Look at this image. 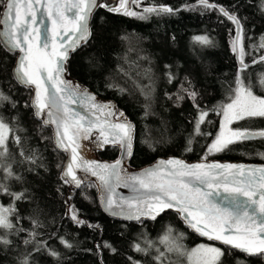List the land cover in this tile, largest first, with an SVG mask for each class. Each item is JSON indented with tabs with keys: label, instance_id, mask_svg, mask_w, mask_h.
Returning a JSON list of instances; mask_svg holds the SVG:
<instances>
[{
	"label": "trees",
	"instance_id": "1",
	"mask_svg": "<svg viewBox=\"0 0 264 264\" xmlns=\"http://www.w3.org/2000/svg\"><path fill=\"white\" fill-rule=\"evenodd\" d=\"M210 2L236 15L243 26L242 40L237 45L238 50L242 45L245 53L243 63L247 67L243 71L239 66L241 57L233 51L237 25L218 10L192 8L197 0H141L138 6L131 4L130 10L136 12L152 4L179 10L175 14H152L145 20L98 8L92 16L88 42L71 53L69 75L100 97L114 100L119 112L133 122L134 149L128 163L132 168L174 155L191 160L264 162V138L239 141L224 151L208 152L223 121L214 109L228 102L238 75L254 95L264 97L261 0ZM1 9L2 5L0 12ZM198 35L207 36L211 44L196 43L193 38ZM14 57L0 44V91L9 97L0 102V118L20 137L17 144L12 133L8 135L7 153L0 157V164L10 165L14 175L8 177L0 168V184L11 192H23L24 198L13 200L0 192V204L15 208L9 217L14 228H0V237L10 241L0 243V264H21L25 258L28 264H188L185 256L168 251L160 243L169 227L176 243L184 249L191 250L202 243L219 247L224 254L218 264H264V255H247L199 238L177 213L167 212L152 221L114 219L101 209L93 182L84 183L71 194L61 179L65 155L52 142V130L35 118L30 89L14 80ZM185 89L196 93L195 100ZM200 110L208 115L200 125L202 134L196 135ZM232 126L264 129V118L234 121ZM100 153L108 160L118 154L115 146ZM29 157H34L35 163ZM70 206L78 211L84 224L71 219ZM61 238L72 247H65ZM149 241L153 242L151 246ZM105 242L116 251L104 247ZM137 243L148 249L146 254L134 250ZM52 250L58 256L51 255ZM160 252L165 255L157 260Z\"/></svg>",
	"mask_w": 264,
	"mask_h": 264
},
{
	"label": "snow or ice",
	"instance_id": "2",
	"mask_svg": "<svg viewBox=\"0 0 264 264\" xmlns=\"http://www.w3.org/2000/svg\"><path fill=\"white\" fill-rule=\"evenodd\" d=\"M131 2L138 6L141 0H131ZM118 3L119 7L107 4L106 0H0V5L4 9L0 24L5 26V30L0 35L5 37V42L11 49L19 50L22 53L13 70L14 76L18 82L26 86H35L36 95L33 106L36 108V115H46L47 119L44 123L55 125L57 146L66 151L67 146L64 138L68 137L70 127L75 129V135L87 137L89 128L92 126V121H87L88 127H85L75 120L73 115L69 114L70 111H73L68 107L70 103L75 102L77 98L80 100L90 99L92 107L98 111L108 109L107 115L114 116L116 114L113 105L96 101L95 97L87 93L85 89L62 78L69 53L75 51L81 42L87 43L92 34L89 21L93 12L97 8L103 7L113 13L145 20L152 14L159 16L175 14V11H179L166 5L152 4L142 8L140 12H136L126 7L129 0H118ZM196 6L206 10H218L237 25L233 51L241 57V71H243L247 65L243 63L245 53L242 45L237 50V45L242 40L243 31L239 18L229 13L227 9L211 3L210 0H197L196 5H193L192 8ZM261 8L264 9V0H261ZM37 13H40L42 27H48L45 19H51L53 24L62 30L59 33L61 40L59 48L55 45L49 47L50 37L46 36L42 40V46L33 49L30 37L34 32L40 34V27H32L37 22ZM69 33L72 35L69 36ZM65 36H68L67 40L64 39ZM193 39L198 44H211L205 35H198ZM260 47H264V37L261 38ZM42 49L49 50L45 52ZM260 60L264 61V56H261ZM261 83H264V80ZM235 84V88L232 89V93L228 97V102L214 109L223 116V123L219 133L208 147L209 153L224 151L229 145L239 141L264 138V129L228 127L234 121L264 118V97L254 95L251 87L246 85L244 79L239 75ZM185 91L195 100L196 93L194 91L188 92L187 89ZM178 99H183V97H178ZM7 100L9 97L0 91V102ZM74 115L79 116L80 114L74 113ZM119 115L123 117V113ZM207 115L206 111L200 110L194 128L196 135L202 134L200 125ZM80 119H85V117H80ZM10 133H12L15 142L19 144L20 137L13 133L3 118H0V157L7 153L6 142ZM134 133L135 126L125 118L119 123L111 124L112 139L109 141L106 137L104 142L119 145L123 150V155L130 157ZM68 140L71 142V137H68ZM188 150H191L190 147ZM28 159L35 163L34 157ZM76 159V149L72 148L71 159L62 173L61 179L66 184H74L79 187L84 179L77 177L73 171V163ZM83 164L85 172L91 171L93 176L98 177L99 187L103 192L102 203L111 215L139 221L141 216L156 219V216L166 209H175L178 214L182 215L188 226L199 235L205 236L209 240L220 241L224 245L231 246L248 255H264V167L218 163L188 165L182 160L170 159L160 161L157 167L139 174L122 175L121 173L124 172L122 160H117L112 164L83 161ZM161 166L173 167L165 170ZM0 168H4L8 177L14 175L10 165L4 167L3 164H0ZM213 170L219 171L214 172ZM121 184L130 187L137 195L114 200L112 196L115 194V188ZM206 188H222L223 192H209L205 190ZM0 192L11 196L13 200L24 198L23 192H11L4 184H0ZM224 193H227V196ZM217 196L226 201V204L218 203ZM141 203L144 205L143 208L139 207ZM14 212V205L10 204L5 207L0 204V228L6 230L14 228V224L9 219ZM69 212L74 222L85 223L78 218V211L74 207L70 206ZM88 226L99 227L98 225ZM172 231L173 229L169 227L167 233L160 239V243L164 244L168 251H177L180 255L185 256L188 264H218L219 257L224 254L220 248L203 244L191 250L184 249L182 245L176 243L177 238L172 236ZM180 236L182 237L183 234L181 233ZM0 243L9 244L10 241L0 237ZM25 243L27 244L29 241L26 240ZM61 243L65 247H72V244L63 238H61ZM152 243L149 241V246ZM104 247L111 249L112 252L116 251L107 242L104 243ZM133 248L136 252L145 254L148 251L138 243L134 244ZM50 254L58 256L54 250L50 251ZM164 255L163 252H160L156 259L160 260ZM129 260L131 261L132 258L129 257ZM21 264H28L27 258ZM132 264H139V261H132Z\"/></svg>",
	"mask_w": 264,
	"mask_h": 264
},
{
	"label": "water",
	"instance_id": "3",
	"mask_svg": "<svg viewBox=\"0 0 264 264\" xmlns=\"http://www.w3.org/2000/svg\"><path fill=\"white\" fill-rule=\"evenodd\" d=\"M106 2H107V4H109L111 6L119 7L118 0H106ZM131 4H132L131 0H129V4H128L129 8H130ZM144 7H148V6H144ZM3 11H4V9L2 6V9L0 12V18H2ZM95 11L93 12L92 16L94 15ZM92 16H91V19L89 21V27L91 26V21L93 18ZM37 17H38L37 22H36V24L32 25V27L33 28L40 27V34L38 35L34 32V33H32V36L30 37L33 49L35 50L37 48H40L42 46V40L46 36L50 37L49 47L55 45V46H57V48H59V45L61 43L59 33L62 30L59 29V27L57 25H54L51 19H45V23L48 25V27H42L40 25V13H37ZM4 30H5V26L3 24H0V33H3ZM68 35L71 36L72 34L69 33ZM64 39L67 40L68 36H65ZM0 44L2 45V47L6 51H8V53L15 55V57H14L15 60H14V63L11 67L14 80L21 87L23 86L27 89H30V91H31L30 106L33 108L35 118L41 120L45 127L50 128V130H52V142L54 143L56 149L65 155L63 165H62L63 168L61 171V176H62L63 171L65 170L66 165L69 163V161L71 159V150H72V148H75L77 159L73 163V171L76 173L77 177H81L84 179V182L80 186H82L84 183L93 182L96 186L97 199H98V203L100 204L101 209L103 210V212L105 214L109 215L110 217H112L114 219L117 218V219H121L124 221H137V220L124 219L122 216H113V215H111V213L109 211L106 210L104 204L102 203L103 192H102L101 188L99 187L100 181H99L98 177L93 176L91 174V171H88V172L84 171L85 165L83 164V161L95 162L96 164H112V163H115L117 160H122L123 161L122 167L124 169V172L121 173L122 175L139 174L145 170L153 169V168L157 167V165L160 163V161H167L170 159H179L188 165L198 164V163H203V164L218 163V164L245 165V166L256 167V168L264 167V162H257V161L246 162V161H238V160L234 161V160H229V159L219 160V159H214V158H211L209 160H201V159L191 160V159H187V158H184V157H181L178 155H174V156H162L160 158L155 159L152 162H149V164H147V165H143V166H140L137 168H132L128 163H129V161L133 155L134 139H133L132 155L130 157L123 155V150L119 145H114L111 142L105 143L104 141H105L106 137L109 141H111V139H112L111 134H110V127H111V124L113 122L119 123L125 118L129 122H131V124H133V122L126 115H124V113H123V117H120L119 114L122 112H119L117 103H115L114 100L100 97L98 94L91 91L85 84H82L79 80H77L74 77H71L69 75L67 66H68V61L71 58V53L75 52L77 49L82 47L83 44H85L83 42H81L80 46L77 47L75 49V51H71L69 53L68 59H67L66 64H65V71L63 73L62 78L64 80L71 81L75 85H79L82 89H85L87 91V93H90L92 96L95 97L96 101L104 103V104L113 105L114 111L116 114L114 116L107 115V113L109 111L108 109H105L103 111H98L97 109L92 107V101L90 99L80 100L79 98H77L75 102L70 103L68 105V107L70 110H73V111H70L69 114L73 115L74 119L78 120L79 123L84 125L85 127H88L87 121H89V120L92 121V126L89 128L87 137H85L84 135H75L74 134L75 129L70 127L69 131H68V137H71V142L68 140V137L64 138L65 144L67 146V151H66L64 148L57 146L56 137H55V125L54 124H47L46 125L44 123V121L47 119L46 115H44V114H42L41 116L36 115V108L33 106L34 97L36 95L35 86H26L23 83L18 82V80L14 76L13 70L16 67L17 62H18L20 56L22 55V53H20L19 50L11 49L10 46L5 42V37H3L2 35H0ZM65 46H67V45H65ZM42 50L46 52L49 49H42ZM237 50H238V48H237ZM236 56H237V52H236ZM237 60H238V57H237ZM239 66L241 67L240 61H239ZM74 113H79L80 115L75 116ZM93 113H95V115H93ZM80 117H85V119H80ZM70 123H71V121H70ZM112 146H115L117 148V152H118L117 156L115 158H113L112 160H108V159L103 158L101 156L100 152H102L106 148L112 147ZM161 167H162V169L166 170V169L171 168L173 166H161ZM98 171H100V170H98ZM213 171L216 172L219 170H213ZM76 188H78V187H76L74 184H68V191L71 194H72V190H74ZM205 190L209 191V192H214V191L223 192L222 188H219V189L206 188ZM135 195H137V193H134L130 187H125V186H123V184H121L119 187L115 188V194L112 196V198L114 200H118L121 197L131 198ZM224 195L227 196V193H224ZM209 199H211V198H209ZM216 200L218 203H221L222 205L226 204V201L221 200L219 196L216 197ZM139 207L143 208L144 205L141 203V204H139ZM167 212H173L175 214L177 213V211L175 209H166L165 211H163L159 215H157L156 219L158 217L164 215V213H167ZM178 216H179L180 220L182 221V223L185 224L186 227L189 230H191L199 238H201V239L203 238L204 240H206L208 242L216 243L220 246L232 248L231 246L224 245L220 241L209 240L207 237L199 235L197 232H195L192 228H190L188 226V224L182 218L181 214H178ZM140 220L152 221L155 219H151L148 216H141ZM232 249H234V248H232ZM234 250L240 251L238 249H234Z\"/></svg>",
	"mask_w": 264,
	"mask_h": 264
},
{
	"label": "rangeland",
	"instance_id": "4",
	"mask_svg": "<svg viewBox=\"0 0 264 264\" xmlns=\"http://www.w3.org/2000/svg\"><path fill=\"white\" fill-rule=\"evenodd\" d=\"M128 6H129V5H128ZM222 123H223V121H222ZM232 124H234V122H233V123H231L230 125H228V127H230V128H233V129H235V128H239V127H236V126H235V127H233V126H232ZM226 134H227V129H226ZM202 244H203V245H206V246L217 247L216 245H215V246H213V245H210V244H204V243H202ZM199 245H201V244H199ZM197 246H198V245H197ZM197 246H196V247H197ZM196 247H195V248H196ZM217 248H219V247H217Z\"/></svg>",
	"mask_w": 264,
	"mask_h": 264
}]
</instances>
